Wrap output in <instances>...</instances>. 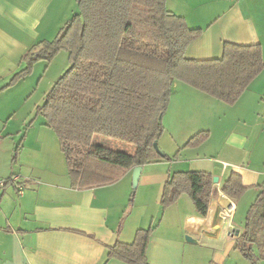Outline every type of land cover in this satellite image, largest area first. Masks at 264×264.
I'll list each match as a JSON object with an SVG mask.
<instances>
[{"label":"crops","instance_id":"crops-1","mask_svg":"<svg viewBox=\"0 0 264 264\" xmlns=\"http://www.w3.org/2000/svg\"><path fill=\"white\" fill-rule=\"evenodd\" d=\"M167 7L189 27L203 29L188 58H220L224 43H234L259 44L264 59V0H168ZM77 10L76 0H0V178L16 175L24 184L22 194L13 184L0 190V264H127L105 262L107 246L131 243L149 227L156 228L147 249L150 264H252L235 249L245 224L239 228L236 217L244 197L250 204L264 188V69L232 105L175 81L159 148L180 156L143 165L132 203L134 167L112 184L77 188L56 133L37 113L51 89L42 102L36 67L48 73L53 61L35 63L32 74L9 86L25 68L26 54L55 39ZM205 130L217 140L211 159L196 154L202 145L183 148ZM178 171L218 178L205 217L186 194L161 206L168 177ZM233 172L249 189L227 219L232 200L221 189Z\"/></svg>","mask_w":264,"mask_h":264},{"label":"trees","instance_id":"trees-1","mask_svg":"<svg viewBox=\"0 0 264 264\" xmlns=\"http://www.w3.org/2000/svg\"><path fill=\"white\" fill-rule=\"evenodd\" d=\"M167 1L76 0L74 16L55 39L39 42L26 54L25 68L9 83L28 76L35 63L68 53V69L37 113L56 133L77 188L112 184L135 166L180 156V151L170 157L155 148L165 132L163 119L175 81L232 105L264 69L259 44L224 43L220 58H188V47L203 29L189 27L184 17L168 9ZM97 135L131 144L135 152L94 143ZM209 137L208 130L200 131L183 148H196ZM248 189L233 172L221 191L236 202ZM214 193L211 173L178 171L168 177L161 206L166 209L186 194L196 213L205 217ZM135 194L133 188L131 203ZM155 229H139L133 242L107 246L105 262L150 264L147 249ZM235 249L252 264L264 260V188L247 211Z\"/></svg>","mask_w":264,"mask_h":264},{"label":"rangeland","instance_id":"rangeland-1","mask_svg":"<svg viewBox=\"0 0 264 264\" xmlns=\"http://www.w3.org/2000/svg\"><path fill=\"white\" fill-rule=\"evenodd\" d=\"M52 61H51L52 66L49 68L48 73L43 72L42 66H41V69H39V67H36L37 69H36V73L34 76H35V78H39L41 76V79H42L41 80V86L39 87V89L37 91V92H39V95H41L40 99H42V97H45V94H43V93H45V91H49L51 89V87L53 86V84L57 81V79L67 70V68H65L66 65H68V66L70 65L66 51L56 55L52 59ZM32 73H33V71H32ZM41 101L43 102L44 99H42ZM210 136H211V134H210ZM93 142L94 143H102V144L107 145V146L111 147L112 149H116V150L127 151L129 153L135 152V147L131 144L123 143V142L113 140V139H107V138L100 136V135L95 136L93 138ZM216 145H217L216 137H214V138L209 137V139H207L202 144V147L197 150L196 154L199 153L202 157H205V158L207 157L208 159H211V157L216 155L214 153V151L216 149ZM247 196L248 195H246L244 197V199L242 200L240 209H239L237 217H236V223L238 224L239 228L242 227L244 222H245L247 209H249V207L251 206L250 204H252L254 202V200H253V202H250V204L247 203V202H249V198H247ZM247 204H249V206Z\"/></svg>","mask_w":264,"mask_h":264},{"label":"built area","instance_id":"built-area-1","mask_svg":"<svg viewBox=\"0 0 264 264\" xmlns=\"http://www.w3.org/2000/svg\"><path fill=\"white\" fill-rule=\"evenodd\" d=\"M9 184H13L17 187L18 189V192L19 193H23V190H24V184H22L20 181H19V178L18 176L16 175H12L10 176L9 178H0V190L4 189L6 186H8ZM222 196L223 197H227L226 195H224L222 193ZM228 198V197H227ZM231 200V199H230ZM236 211V204L235 202L232 200L228 203L226 209L224 210V218H227V219H230L233 217L234 213ZM233 230L231 229L229 231V234H233Z\"/></svg>","mask_w":264,"mask_h":264},{"label":"water","instance_id":"water-1","mask_svg":"<svg viewBox=\"0 0 264 264\" xmlns=\"http://www.w3.org/2000/svg\"><path fill=\"white\" fill-rule=\"evenodd\" d=\"M155 148L158 150V152H160V148L158 144H155ZM141 172H142V166H135L133 169V188H137L138 183H139V179L141 176ZM214 182H218V178H214ZM239 234V231H238ZM188 241H193L190 237L186 238Z\"/></svg>","mask_w":264,"mask_h":264}]
</instances>
